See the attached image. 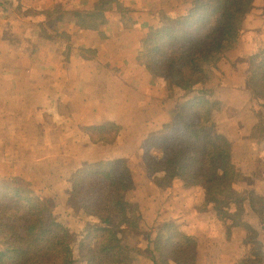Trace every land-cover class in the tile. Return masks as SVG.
Instances as JSON below:
<instances>
[{
    "label": "crops",
    "instance_id": "1",
    "mask_svg": "<svg viewBox=\"0 0 264 264\" xmlns=\"http://www.w3.org/2000/svg\"><path fill=\"white\" fill-rule=\"evenodd\" d=\"M14 1L15 8H11L9 0H1L0 164L10 162L14 176L25 179L23 168L17 164H29L34 169L36 164H42L45 170L42 178L53 179L61 185L60 191L53 196L62 205H68L71 201L66 188L77 169L92 163L124 159L135 184L131 196L140 193L146 202L142 206L138 200L129 198L137 205L139 213L137 230L129 235L128 246L136 245L133 241L142 234L146 237L144 247L134 248L143 257L149 259L151 256V242L156 233L146 231L149 225L144 220L148 221L143 207L149 216H158L161 223H156L157 227H173L181 235L196 240L194 264H224L228 258L239 259L240 264L250 263L257 258L256 253L251 252L253 245L261 247L260 264H264V206L257 205L262 209L258 212L251 202L253 195L264 199V170L250 185L248 175L258 152L252 144L251 159L243 162V155L236 157L237 141L228 137L226 130V126L232 124L226 107L231 99L229 96L221 99L224 108L219 115L224 119V132L218 134L229 138L232 158L242 177L235 183L234 190L238 197L243 196L237 203H226L228 214L216 216L214 205L206 203L201 185L186 186L176 182L161 190L149 177L142 160V142L168 124L170 100L163 82L155 77L147 63L140 62L139 53L151 31L165 18H184L192 8V0H115L104 11V22L99 25L81 24L74 13L93 12L102 0ZM34 6L47 10L52 15L47 24L54 22V26L27 20L16 10L20 7L32 10ZM20 25H25V32L30 31L26 48L12 40L20 36ZM255 25L258 30L250 32L254 38L249 42L247 38L246 43L239 42L226 54L232 63L264 46V30L261 31L264 14L259 15ZM249 94L235 90L234 95H247L250 100ZM241 110L244 109L239 112ZM263 116L261 114L264 122ZM108 123L121 127L117 140L111 145L91 142L87 130ZM49 189L43 188L47 191L45 195L50 194ZM73 211L84 234L87 226L82 221V213L79 208ZM234 214L239 216L235 223L230 216ZM215 229L220 231L218 240L208 239ZM250 232H254L255 242L250 239ZM205 235H208L207 241L202 242ZM229 247L234 248L233 254L225 251ZM241 250L243 253H239ZM236 252L239 254L233 257Z\"/></svg>",
    "mask_w": 264,
    "mask_h": 264
},
{
    "label": "trees",
    "instance_id": "2",
    "mask_svg": "<svg viewBox=\"0 0 264 264\" xmlns=\"http://www.w3.org/2000/svg\"><path fill=\"white\" fill-rule=\"evenodd\" d=\"M253 1L192 0V8L184 18H165L151 31L139 53L140 62L147 63L171 92L210 89L208 85L217 80L212 67L237 47V33ZM101 2L93 12L74 13L77 22L103 23L104 11L115 0ZM263 58L264 54L259 56ZM253 70L251 87L260 93L258 98L264 103V61L255 64ZM207 91L198 90L169 111L168 124L142 142V160L149 177L161 190L176 182L201 185L206 203L219 207L221 199H227L228 204L240 200L234 185L242 177L228 138L212 134L207 127L222 108V101ZM87 132L94 144L111 145L121 127L108 123ZM134 190L132 172L124 159L92 163L74 172L66 194L79 206L87 226L78 245L82 259L78 262L131 264L128 237L137 230L139 213L137 205L129 200ZM262 201L252 196V205L258 212L262 209L256 204ZM230 216L234 223L239 217ZM250 236L255 242L254 232ZM74 240L66 225L55 218L52 208L33 190L18 178L0 172V264H74ZM151 246L152 264H194L197 258L196 240L169 226L158 230Z\"/></svg>",
    "mask_w": 264,
    "mask_h": 264
},
{
    "label": "rangeland",
    "instance_id": "3",
    "mask_svg": "<svg viewBox=\"0 0 264 264\" xmlns=\"http://www.w3.org/2000/svg\"><path fill=\"white\" fill-rule=\"evenodd\" d=\"M9 2H10L9 7L15 8V1L9 0ZM20 8L21 9L16 8V10L20 12L19 16L27 18V20L28 18H30L32 22L42 23L43 25H46L49 27L54 26L53 24L54 22L53 23L49 22V25L47 24V20L50 21L52 18V15L51 14L49 15L47 13V10H41V8L36 7V6H34L32 10L30 8H23V7H20ZM0 12H1V0H0ZM53 13H56V12H53ZM260 14L262 15L264 14V0H257V1L254 0L250 8V11L248 12V15L242 22L241 28L239 29L237 33V38H236L237 44H239V42L246 43L247 38L249 39L248 42L254 38L253 37L254 34H252L251 36L250 32L251 31L253 32L254 30H258V28H255L256 27L255 20L259 17ZM13 26L15 27L16 25L13 24ZM20 26L21 27L18 28V29H22L20 36L19 35L14 36L12 40L19 42L22 46L26 48L27 41L31 37L30 31L25 32V25L24 26L20 25ZM263 30L264 29L261 26V31ZM247 32L249 33L247 34ZM21 40L23 42H21ZM27 50H30V49L27 48ZM262 54H264V46L258 52H254L252 55H244L241 58V60L235 63H232L231 61H229L227 59V56L225 55L220 60V62H215L214 66L212 67V70L215 73L217 80L212 82L211 85H208L210 89H208V87H202V89L199 87H196L194 89L195 92L193 93H188L185 91L183 92V91L176 90V89L172 90V92L169 90L167 92L168 98L170 100L168 103V110H171L172 108H174L175 105L179 103L188 101V99L192 98L194 95L197 94L196 92L198 90L207 91L208 89L210 90V92L207 91L208 94H210L213 98H216L220 101L222 98L224 99L225 96H229V98H231L226 104V107L230 115L229 118L232 119V122H231L232 124L229 125L230 127L226 126L227 128L226 130L228 131L227 132L228 137H230L233 140L235 139L237 141L238 154H235V155L237 158L239 154L243 155L241 160L243 162H247L248 161L247 159L249 158L251 159L252 151L250 147L252 144L255 145L256 151L258 152L257 160L255 164L253 165L251 172L248 175L250 185L254 182L257 175H259L264 170V122L261 120L262 119L261 114H264V103L261 98H258V94L260 93L256 94L253 89V86L251 87V81L255 78V72L253 70V67L255 64L258 65V64L263 63L264 58L262 60L259 59V56ZM235 90H241V92L243 93L244 92L250 93L249 94L251 95V98H249L250 100L247 99V95L245 96L246 98L241 97L239 95H234ZM223 108H224V103L222 104V108L219 111H216V113L212 117V120L207 125L209 131L214 135L223 136L221 134H218L220 132L221 133L224 132L223 131L224 127H222L224 124L223 122L224 119L222 118V114L219 115L221 113L220 111ZM240 109H244V110H241V112H239ZM255 116H257L256 119H255ZM263 119H264V116H263ZM219 122L220 124H218ZM230 150H231V146H230ZM23 164L24 163H19L17 165L18 167L23 168L21 170L23 175L29 179L20 178V177H16V178H18V180H20L22 184H24L25 186H28L31 190H33L36 193L37 197H39L42 201L46 202L47 205L52 208L55 218L59 222L66 225L69 232L75 236V240L72 242L71 247H72L73 255H74L73 259L75 260L74 263H77V261L82 260L77 252L78 245L85 236V232L84 234H82L83 227L81 226V223H79L77 216L74 215L75 211H73V208H79V206L75 202H71V204H68V205L67 204L62 205L61 201L58 198H56V196H53V194L56 195V193L60 191L61 185L54 182L53 179L47 180V179L42 178L43 177L42 171L44 170V166L42 164H36L35 169L32 168L31 165L29 164H25V166ZM47 166L53 167V165H49V164ZM0 172L2 174L8 173L12 175L13 177H15L14 172H13V165L10 162L0 164ZM31 179L33 181H31ZM46 185L48 189L49 187L51 188L49 189V192H50L49 195L44 194L45 192H47L46 191L47 187H44ZM69 185H70V181H69ZM43 188L44 189L46 188V190L43 191ZM242 196H239V198L241 199ZM130 199L138 200L142 206L146 204L144 197L140 196V193L133 194ZM249 199H251V197ZM221 201L222 203H220L219 207H216V206L214 207L212 205L214 208L215 214L218 218L222 217L223 215L228 214L227 212L228 210L226 209L228 205L225 203L227 199H221ZM257 205H259L260 207H263L264 201L258 202L256 204V207ZM142 212L144 213L145 217L148 219V221H146V219L144 218L145 222L148 223L147 225H149V227L146 226V231H148L147 229H149L150 234H153V233L157 234L160 228L156 226V223L157 224L161 223V221L158 220V216L157 217L149 216L147 213L144 212L143 207H142ZM172 225L176 226L175 224H172ZM215 230L211 236L208 237V235H205L204 236L205 238H201V241L206 242L207 241L206 237H208V239L216 238L218 240V237H219L218 234L220 233V231L219 230L215 231ZM145 238L146 237H144V235L140 234V236L133 241L135 242L137 246L134 245V243L133 245L129 244L130 246H129V252H128L129 254L128 260L130 261L131 264H152L147 256L143 257V255L138 250H135L136 247H144L143 245L145 243ZM224 249L225 248L221 249V251H224ZM230 249L231 248L229 247L225 249V251L227 253H231L233 251L232 249L234 248H232L231 251ZM251 252L254 254L256 253L257 255L256 260L260 261V258L262 257L261 247L259 245H256V246L253 245V247L251 248ZM239 253H243L242 250ZM239 253L236 252L233 257H235ZM231 254H233V252ZM203 261H204V258H203ZM225 262L226 263L224 264H238V263L240 264L239 259L232 260L228 258V260H225ZM80 264H83V262L81 261Z\"/></svg>",
    "mask_w": 264,
    "mask_h": 264
}]
</instances>
